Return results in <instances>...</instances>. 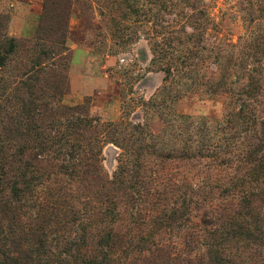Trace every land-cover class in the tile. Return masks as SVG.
Wrapping results in <instances>:
<instances>
[{
	"label": "rangeland",
	"instance_id": "1",
	"mask_svg": "<svg viewBox=\"0 0 264 264\" xmlns=\"http://www.w3.org/2000/svg\"><path fill=\"white\" fill-rule=\"evenodd\" d=\"M76 117L122 206L88 234L100 264H264V0H0V156L45 168L37 142ZM63 181L31 178L48 206Z\"/></svg>",
	"mask_w": 264,
	"mask_h": 264
},
{
	"label": "trees",
	"instance_id": "2",
	"mask_svg": "<svg viewBox=\"0 0 264 264\" xmlns=\"http://www.w3.org/2000/svg\"><path fill=\"white\" fill-rule=\"evenodd\" d=\"M51 127L49 131H54L57 135L44 136L37 142L40 152L35 156L36 164L41 167L43 165L40 164L44 161L47 164L45 168L33 166L30 173L26 163L23 162L22 165L15 159L10 163L5 162L4 157L0 156V264H100L98 252L92 251L93 245L89 244L94 239L88 234L92 231H103V227L105 231H110L114 223L121 220L119 212L122 206L110 197L111 193L103 191L107 190L104 181L109 186L118 188L117 182L106 181L102 166L96 167L95 160L91 156L86 160L85 155L86 141L82 137L84 131H98L103 127L102 124L76 117L65 123H52ZM260 138L261 142L255 144L251 154L259 158V166L264 169V159L260 155L264 151V128ZM62 159L63 163L58 166ZM23 160L25 161L24 158ZM54 161H57L59 170L48 171L54 167ZM42 170L45 172L42 173ZM122 172H119L120 175ZM5 173L8 174L7 177H4ZM35 176L40 177L43 182L46 181L47 188L64 179L65 185L60 183L58 188L64 195L54 201L56 205L48 206L39 200L37 190L31 184V178ZM117 178L119 174L115 175V179ZM76 180L81 181L79 185L86 181L84 188L90 191V182L98 183L99 190L95 197L99 208L96 212L88 211L87 206L81 211L80 205H88L89 202H82L80 198L72 195V184ZM242 206L247 207L248 203ZM134 208V215L137 216V221L134 216L135 228L138 219L144 218L141 216V203L136 202ZM251 211V208L247 210ZM74 227L83 231H80L78 237L77 233H73ZM2 228L8 229L7 234H1ZM107 233L104 232L101 238ZM107 236L110 237L107 244L115 245L112 235ZM102 255L109 258L108 264H120L123 259L120 249L109 248Z\"/></svg>",
	"mask_w": 264,
	"mask_h": 264
}]
</instances>
